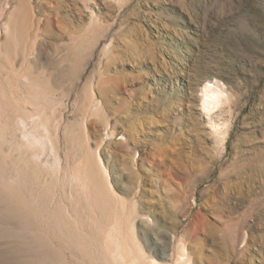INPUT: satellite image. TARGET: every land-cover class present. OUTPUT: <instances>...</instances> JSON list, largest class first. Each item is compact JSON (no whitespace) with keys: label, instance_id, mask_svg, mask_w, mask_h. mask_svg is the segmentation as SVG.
I'll list each match as a JSON object with an SVG mask.
<instances>
[{"label":"rangeland","instance_id":"obj_1","mask_svg":"<svg viewBox=\"0 0 264 264\" xmlns=\"http://www.w3.org/2000/svg\"><path fill=\"white\" fill-rule=\"evenodd\" d=\"M206 80L226 93L213 113L223 135L201 110ZM16 112L78 150L71 165L102 158L159 264L181 243L192 264H264V0H0V122ZM1 138L0 173L14 174L1 185L16 203L0 200V264L31 260L3 209L18 205L74 264L45 206L61 180Z\"/></svg>","mask_w":264,"mask_h":264},{"label":"bare ground","instance_id":"obj_2","mask_svg":"<svg viewBox=\"0 0 264 264\" xmlns=\"http://www.w3.org/2000/svg\"><path fill=\"white\" fill-rule=\"evenodd\" d=\"M16 20L18 19L16 18ZM15 21L13 20V22ZM22 21L24 20L22 19ZM21 60L23 59L21 58ZM14 72H15V69H14ZM26 77L27 79L25 80L21 79V80L25 82L26 80H30L28 76H25L24 78ZM30 81H28V83ZM29 84H31V82ZM224 96H226V93L224 92V90L220 88L218 84H216L212 80H206V82L203 84L201 88V98H200L201 100L200 101H201L202 113L207 115L208 119L210 120L214 128L213 131H215V133H217L218 135H223L227 133L225 131V127L227 126L226 125L227 123L222 121L221 119H220L221 121L216 120L213 114L215 112L217 113V110L222 111L221 106H222V103L225 102ZM19 106L20 105H18L17 108ZM18 110L21 111V106ZM16 113L21 114V112H16ZM13 115L8 116L7 120H4L6 118H1L2 120L0 122V138L1 137L7 138V136H9L7 138L9 142V138L12 137L13 135L12 137L13 141L10 138L12 141V144L14 145V149L12 148L13 150H16V149L17 151L21 150L20 154L25 153L21 157L27 156L29 160L34 162V164L37 165L35 167H37L39 173L40 172L41 174L44 173L45 175L52 177V179L53 177H56L61 180L60 181L61 185L59 187L57 185L55 186L54 190L52 189L53 190L52 192L49 191L50 194L52 195H48L49 193L47 194L48 196L45 199L46 205L45 204L44 205L48 206L49 208L48 212H50L49 216L53 220L54 225L55 226L57 225L59 228V230L56 231L57 227H54L55 235H58L60 236L59 238H62L60 240L57 237L58 240L66 241V244L65 243L64 244L67 246V248L70 249L71 257L73 258L74 264H159L160 261L157 260L156 257H153L152 255L148 254L146 250L143 249L142 245L138 242V240H136V236H135L136 234H135V231L133 230V221L131 218L133 213L136 211L135 206H134L135 204L131 203V201L128 202L127 199L118 195L119 193L118 194H115L117 192L114 193L115 190L113 189V186L111 185V182L108 179L109 177L108 168L105 166V164H103L102 158L98 156V163H93L91 160L83 161V159L81 160V158H79L78 161H75L76 163L79 162L77 165H75L74 163L71 165L69 161L70 155H71L70 153L76 156L78 154L76 151L78 150L76 151L74 150L75 151L74 153L72 152V150L70 152V147L65 145L66 142L64 143V145L62 142L60 143V145L55 144L58 141V140L56 142L53 141L54 137L57 138L56 136H54V134L56 133L54 131V133H52L53 134L52 136L51 132H49V129H47L48 124H46L45 121L41 120V122L40 121L36 122L34 119L32 122H29L26 119L27 117L23 116L22 114L21 116L19 114L17 116L15 115L13 116ZM38 118L40 117L38 116ZM7 127L10 128L9 130L11 132L8 130ZM3 128L5 129V131L7 128V131H9L11 134L7 131L6 133L10 134L11 136L7 134L6 136ZM3 138L1 139L3 140ZM57 139H59V137ZM74 156H73V159L75 158ZM27 157L25 158L27 159ZM28 159H27L28 163L32 165L31 161L29 162ZM76 159L77 158H75L74 160ZM23 162H26V161H23ZM30 164H28V166H31ZM4 168H5V165H4ZM11 171L13 170H10V172H7V173L1 171L0 173L1 176L4 173H6L5 176L0 177V198H1L0 200L10 198L9 196H5L7 193L5 194L4 192L5 190L4 184H7L6 180H9L8 182L12 181V176L14 174L12 173V176L11 174H9L11 178L8 177L7 175L8 173H11ZM21 171H23V169ZM17 174H15V177L20 176L19 178H21V174L23 175L24 173L22 172L21 174H18V175ZM45 175L44 177H46ZM7 178H10L11 180ZM1 179L4 180L5 183L1 181ZM1 182L4 183L3 186L1 185ZM89 190H91V192ZM77 192L79 193L81 192L83 195V198L86 199L87 201L86 204H88V206L84 205L85 204L84 202L82 203H84L83 204L84 206L89 207L88 209L91 208L90 212L89 211L86 212L87 211L86 208L83 205H81V199L79 198H82V197L77 198L80 195V194H78V196L75 195ZM13 194L17 195L15 193ZM9 195H10V192H9ZM12 199L10 198V200L13 203ZM36 199L34 197V200ZM15 200H16V197H15ZM7 201L9 202V200ZM5 202L3 203L5 204ZM13 204H11L10 206H12ZM6 205H8V203ZM12 207H15V206H12ZM12 207L11 208L6 207L3 209H4L6 216L17 220V222L18 221L20 222V227L22 229L21 231L22 234L20 233L21 234L20 237H22V239L24 238L25 240H27L26 243L28 244L27 246H29L28 251L30 253V254L28 253L29 254L28 256L31 257V258L27 257L28 259L30 258L31 260L28 261L26 259L28 261L26 263L28 264H63L64 259L60 257V255L58 256L57 251H55L56 249H52L51 248L52 246H50L54 243H52L50 238H47L49 239V241L46 239L44 235L47 233L45 234L42 233V229L39 224L40 222H38L36 218L37 214L30 213L32 210L28 212L27 210H25L24 206L22 205H18L15 208H12ZM26 209H27V206H26ZM52 227L53 226H51V228ZM55 235L54 237H56ZM25 240L23 241L24 245H25ZM50 241H51V244L49 243ZM166 248L161 253H159L162 262L167 263L171 261L170 264H192V261H191L192 258H190L189 252H187L188 250H186L185 244L182 245L181 243V245H179V247L177 248V251L173 253L170 252V254L166 252V250H168ZM86 257H88V259H86ZM61 258L63 259V261ZM65 263L67 264V262ZM10 264H23V263H21L19 260L18 263L17 262L14 263L11 261Z\"/></svg>","mask_w":264,"mask_h":264}]
</instances>
